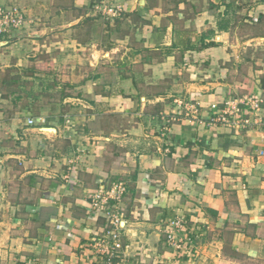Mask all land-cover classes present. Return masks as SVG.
Returning a JSON list of instances; mask_svg holds the SVG:
<instances>
[{
	"label": "crops",
	"instance_id": "1",
	"mask_svg": "<svg viewBox=\"0 0 264 264\" xmlns=\"http://www.w3.org/2000/svg\"><path fill=\"white\" fill-rule=\"evenodd\" d=\"M98 1L0 0L31 20L0 35V264H94L113 182L117 264H264V0Z\"/></svg>",
	"mask_w": 264,
	"mask_h": 264
},
{
	"label": "built area",
	"instance_id": "2",
	"mask_svg": "<svg viewBox=\"0 0 264 264\" xmlns=\"http://www.w3.org/2000/svg\"><path fill=\"white\" fill-rule=\"evenodd\" d=\"M93 8L97 11L110 12L113 15H119L122 11L121 5H114L110 8L106 2L100 0L94 4ZM30 23L31 20L27 19L25 12L20 7L0 3V35L12 30L23 29ZM241 103L249 107L253 116L257 117L261 103L258 96L246 97ZM237 111L238 108L232 107L225 111V114L219 117L218 121L234 125V119H229L226 115H233ZM245 122L248 121L243 120V123ZM27 123L32 124L33 120L28 118ZM124 192L125 185L123 182H113L107 188H100L90 195L87 213L94 217H101L107 224V227L95 237L93 247L96 262L94 264H117L115 259L122 256V251L127 249V245L122 241L124 220L120 210V202ZM161 232L165 243L175 252L187 256L194 255L193 236L186 229L183 216L178 215L169 219L163 224Z\"/></svg>",
	"mask_w": 264,
	"mask_h": 264
}]
</instances>
